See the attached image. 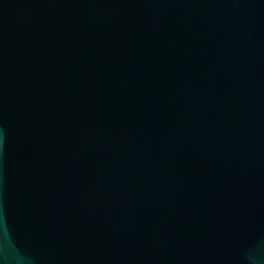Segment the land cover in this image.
<instances>
[{"label":"water","instance_id":"obj_1","mask_svg":"<svg viewBox=\"0 0 264 264\" xmlns=\"http://www.w3.org/2000/svg\"><path fill=\"white\" fill-rule=\"evenodd\" d=\"M0 264H264V0H0Z\"/></svg>","mask_w":264,"mask_h":264}]
</instances>
